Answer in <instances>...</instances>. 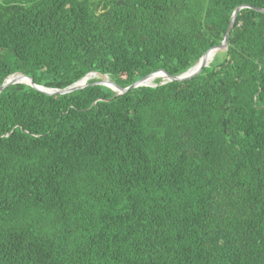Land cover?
Here are the masks:
<instances>
[{
	"label": "trees",
	"instance_id": "obj_1",
	"mask_svg": "<svg viewBox=\"0 0 264 264\" xmlns=\"http://www.w3.org/2000/svg\"><path fill=\"white\" fill-rule=\"evenodd\" d=\"M244 5L264 0H0V86L178 76ZM0 264H264V15L189 81L3 90Z\"/></svg>",
	"mask_w": 264,
	"mask_h": 264
},
{
	"label": "water",
	"instance_id": "obj_2",
	"mask_svg": "<svg viewBox=\"0 0 264 264\" xmlns=\"http://www.w3.org/2000/svg\"><path fill=\"white\" fill-rule=\"evenodd\" d=\"M242 9H250V10H253L255 12H258V13H261L264 15V9H261V8L251 7V6H247V5L237 7L231 15L225 36H224L223 41L221 42L220 46L209 49L205 54H203V56L199 59V61L194 66H192L186 72H184L178 76H172L163 70H159V71H156L154 73H151L149 75L144 76L143 78L134 82L133 84H131L130 86H128L126 88H121V87L117 86L116 84H114L113 82H111L106 75H100L104 79H100V80L93 82L91 84L82 83V81L88 75H91V74L99 75L97 73H89L86 76H84L82 79H80L78 82L74 83L72 86H70L68 88L61 89V90H54V89H48V88L36 85L31 80V78L25 76L22 73H14V74L8 76L7 78H5L4 82L0 86V93L3 90H5L6 88L13 86V85H17V84H23V85L29 86V87H31V88L39 91V92H42L46 95H49V96L65 95V94H69V93L84 89L87 86L99 85V86H105V87L109 88L111 91H113L115 93V97H118V96H122V95L126 94L130 90H134V89L139 88V87H152V88H154V87H157L160 85H164L167 82H178V83H180V82H184V81H189L192 78L196 77L202 71L203 68H205L209 65V61H207V57L209 55L215 56L217 53H222V52H225L227 50V43L229 40L230 33L233 29L236 17ZM159 74L163 75L165 77L166 81H160L158 84H154V85H145L144 84V82L149 81L151 78H153Z\"/></svg>",
	"mask_w": 264,
	"mask_h": 264
},
{
	"label": "bare ground",
	"instance_id": "obj_3",
	"mask_svg": "<svg viewBox=\"0 0 264 264\" xmlns=\"http://www.w3.org/2000/svg\"><path fill=\"white\" fill-rule=\"evenodd\" d=\"M213 58H214V55H209V56L207 57V61H209V63H210V62H212ZM95 76H97V75H88V76L82 81V83L87 82L88 80L92 79V78L95 77ZM156 80L166 81L165 77H164L163 75H160V74H159V75H157V76L151 78L149 81L144 82V84H145V85H154Z\"/></svg>",
	"mask_w": 264,
	"mask_h": 264
},
{
	"label": "rangeland",
	"instance_id": "obj_4",
	"mask_svg": "<svg viewBox=\"0 0 264 264\" xmlns=\"http://www.w3.org/2000/svg\"><path fill=\"white\" fill-rule=\"evenodd\" d=\"M100 79H104L102 76H100V75H97V76H95V77H93L92 79H90V80H88V81H91V80H100ZM87 81V82H88ZM86 83V82H85Z\"/></svg>",
	"mask_w": 264,
	"mask_h": 264
}]
</instances>
